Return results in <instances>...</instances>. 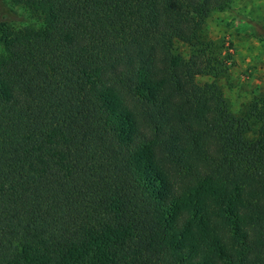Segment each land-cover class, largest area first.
Returning a JSON list of instances; mask_svg holds the SVG:
<instances>
[{"label": "trees", "instance_id": "trees-1", "mask_svg": "<svg viewBox=\"0 0 264 264\" xmlns=\"http://www.w3.org/2000/svg\"><path fill=\"white\" fill-rule=\"evenodd\" d=\"M235 1L0 0V264H264V97L202 36Z\"/></svg>", "mask_w": 264, "mask_h": 264}, {"label": "rangeland", "instance_id": "rangeland-1", "mask_svg": "<svg viewBox=\"0 0 264 264\" xmlns=\"http://www.w3.org/2000/svg\"><path fill=\"white\" fill-rule=\"evenodd\" d=\"M6 19L14 26L29 23L17 8H7ZM202 36L214 44L225 62V74L217 79L228 109L237 114L254 97H264V0H236L226 11H214L202 24ZM183 56L190 46L175 42ZM197 77L199 83L211 81Z\"/></svg>", "mask_w": 264, "mask_h": 264}]
</instances>
